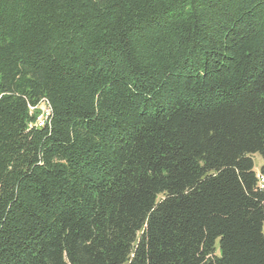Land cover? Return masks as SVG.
<instances>
[{
	"label": "trees",
	"instance_id": "1",
	"mask_svg": "<svg viewBox=\"0 0 264 264\" xmlns=\"http://www.w3.org/2000/svg\"><path fill=\"white\" fill-rule=\"evenodd\" d=\"M256 153L264 0H0V264H264Z\"/></svg>",
	"mask_w": 264,
	"mask_h": 264
},
{
	"label": "built area",
	"instance_id": "2",
	"mask_svg": "<svg viewBox=\"0 0 264 264\" xmlns=\"http://www.w3.org/2000/svg\"><path fill=\"white\" fill-rule=\"evenodd\" d=\"M41 105H45V108L42 111L41 115L38 117L37 122H36V124L40 127L45 125L47 118L50 115V108L48 107L47 102L44 101L41 103ZM40 106H39V108H40ZM260 184H261V186L264 187V176L263 175H260Z\"/></svg>",
	"mask_w": 264,
	"mask_h": 264
},
{
	"label": "rangeland",
	"instance_id": "3",
	"mask_svg": "<svg viewBox=\"0 0 264 264\" xmlns=\"http://www.w3.org/2000/svg\"><path fill=\"white\" fill-rule=\"evenodd\" d=\"M44 108H45V105H41V106H40V110H41V112L44 110ZM254 160H255V164H256L255 170H256V171H259L261 165L264 163V159H263V157L261 156V154L256 153V154L254 155Z\"/></svg>",
	"mask_w": 264,
	"mask_h": 264
}]
</instances>
